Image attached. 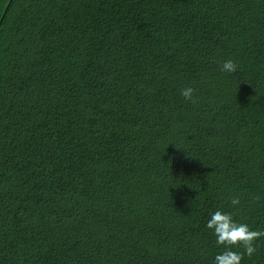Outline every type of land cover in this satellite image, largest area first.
Wrapping results in <instances>:
<instances>
[{"label": "trees", "instance_id": "trees-1", "mask_svg": "<svg viewBox=\"0 0 264 264\" xmlns=\"http://www.w3.org/2000/svg\"><path fill=\"white\" fill-rule=\"evenodd\" d=\"M217 210L264 230V0H0V264H214Z\"/></svg>", "mask_w": 264, "mask_h": 264}, {"label": "clouds", "instance_id": "clouds-1", "mask_svg": "<svg viewBox=\"0 0 264 264\" xmlns=\"http://www.w3.org/2000/svg\"><path fill=\"white\" fill-rule=\"evenodd\" d=\"M238 65L231 59L225 61L221 70L224 72L235 73ZM181 95L187 101L197 102L194 96L195 89L185 87L180 90ZM259 200V197H255ZM233 206L241 203L239 196L230 199ZM207 228L212 230L218 246H223V250L215 256L214 264H242L245 255L251 258L257 251L256 241L264 238V230H253L246 223L237 222L234 213L221 210L211 214L207 222ZM238 247L243 248V252L236 251Z\"/></svg>", "mask_w": 264, "mask_h": 264}]
</instances>
